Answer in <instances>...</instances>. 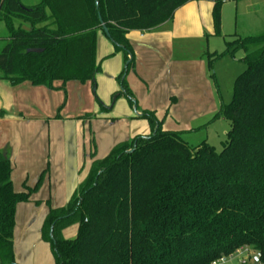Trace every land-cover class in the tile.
Returning a JSON list of instances; mask_svg holds the SVG:
<instances>
[{
    "label": "trees",
    "instance_id": "trees-1",
    "mask_svg": "<svg viewBox=\"0 0 264 264\" xmlns=\"http://www.w3.org/2000/svg\"><path fill=\"white\" fill-rule=\"evenodd\" d=\"M226 1L40 0L28 7L21 0H0L6 31L0 80L49 90L72 81L95 87L104 25L125 63L132 58L117 79L115 102L124 96L138 110L126 81L136 63L128 34L153 33L182 7L209 2L220 35ZM239 51L247 69L218 114L231 125L222 151L206 141L190 146L180 133L165 131L154 112H143L138 119L147 121L150 134L117 144L103 159L91 153L88 174L68 204L50 209L42 238L56 264H212L244 247L264 260V34L236 37L224 53L208 54V63L213 69ZM111 110L101 104L102 113ZM12 175L9 151L0 149V264H17V208L30 202L43 178L35 189L17 192ZM72 226L75 237L65 238L63 231Z\"/></svg>",
    "mask_w": 264,
    "mask_h": 264
},
{
    "label": "crops",
    "instance_id": "crops-1",
    "mask_svg": "<svg viewBox=\"0 0 264 264\" xmlns=\"http://www.w3.org/2000/svg\"><path fill=\"white\" fill-rule=\"evenodd\" d=\"M212 10L213 5L209 2H192L178 10L172 22L153 33L130 32L127 38L136 63L128 86L139 111L136 113L123 102V114L115 113L112 117L107 112L104 116L101 111L96 112L92 114L96 118L89 119V124L93 120H106L107 124L125 122L128 133L122 141L125 142L150 134L146 121L138 119L147 111L156 114L165 131L182 132L180 127L184 128L187 115H200L197 114L198 105L208 96L205 64L201 57L189 58L186 52L190 43L202 42L206 33L212 35V21L208 19ZM103 36V33L98 34V62L103 69V61L113 57L119 77L126 63L122 55L114 54V49L107 51ZM113 90H116L115 85ZM60 104V97L53 90L34 87L30 83L13 87L0 80V149L9 151L14 188L17 192H24V186L35 189L43 176L30 202L17 208L14 234L17 264H55L53 253L42 238V227L50 209L68 204L93 162L90 156L93 134H85L83 126L78 130L58 129L60 121L73 120L55 116ZM114 107L115 104L112 110ZM173 123L179 127L172 126ZM87 162L88 170L84 171ZM74 163L83 164L77 182L73 179Z\"/></svg>",
    "mask_w": 264,
    "mask_h": 264
},
{
    "label": "rangeland",
    "instance_id": "rangeland-1",
    "mask_svg": "<svg viewBox=\"0 0 264 264\" xmlns=\"http://www.w3.org/2000/svg\"><path fill=\"white\" fill-rule=\"evenodd\" d=\"M21 1L23 5L28 7L34 6L40 2V0ZM208 19L210 22L212 21V35L206 33L202 42L195 41L190 43L188 52H186L189 58H202L205 64V81L209 85L208 96L198 105L197 114L200 115L190 113L187 115L188 119H184V128L180 127L182 131L180 134L182 139L190 146L197 147L206 141L209 145L214 147L217 152H221L223 143L227 140V134L231 130V125L223 117L218 116V114L221 112L224 105H228L231 102L235 81L246 71L247 67L242 61L245 54L239 51L234 56H225L214 64L213 69H209L208 54H213L215 52L218 54L224 53L226 51V43L233 41L236 37L247 38L264 34V0L226 1L222 7L220 35H215L213 10L208 15ZM5 32L4 26L0 25V50L6 43L5 40H3ZM100 34L102 35V33ZM102 39L105 41V44L107 43L108 45L107 51L110 48L114 49V54L122 55L125 61L123 52H116L114 45L106 36H103ZM112 58L113 57H109V59L106 58L107 60L105 59L103 61V69L101 73L96 76L95 87H93L91 82L82 84L72 81L66 83L65 86L57 82L55 86L60 88V90H53V93H56L61 100V104L56 110L55 116L57 117L59 115L61 119L66 117L73 119L69 122L60 121L57 126L58 129L62 131L66 129L78 130L83 126L85 134H93L91 153L98 159L107 157L112 147L126 139L127 137H125V135L128 134L125 122H117L116 124L112 121L107 124L106 120H93L92 123L89 124L88 119H84L96 112H100L101 104L108 108H111L115 104L113 110L107 112L112 117L115 113L116 115L123 114L121 108L123 102L128 104L124 96L120 97L115 102L116 96L114 97V95L121 90V87L117 81L118 73L116 71V61ZM125 65L126 64H124L122 70L125 69ZM133 73L134 69H131L126 79L127 83L129 76ZM112 74H116V76L114 77ZM114 85L116 86V90L111 91ZM106 96H108V98H106ZM106 104H108V106ZM102 115L104 116L105 114L103 113ZM118 118L125 121V118ZM172 126L176 127L177 123H173ZM177 127H179V125ZM86 165L84 171L88 170V162ZM82 166L83 164L79 163H74L73 165L75 170L73 179L76 180V182L80 178V167ZM76 232L77 227L72 226L65 229L63 235L65 238L71 239L75 237ZM45 243L48 249L52 251L50 244L47 242ZM54 260L56 264V259L54 258Z\"/></svg>",
    "mask_w": 264,
    "mask_h": 264
},
{
    "label": "built area",
    "instance_id": "built-area-1",
    "mask_svg": "<svg viewBox=\"0 0 264 264\" xmlns=\"http://www.w3.org/2000/svg\"><path fill=\"white\" fill-rule=\"evenodd\" d=\"M212 264H264V260L261 253L244 247L230 256L215 260Z\"/></svg>",
    "mask_w": 264,
    "mask_h": 264
},
{
    "label": "water",
    "instance_id": "water-1",
    "mask_svg": "<svg viewBox=\"0 0 264 264\" xmlns=\"http://www.w3.org/2000/svg\"><path fill=\"white\" fill-rule=\"evenodd\" d=\"M100 20H102L101 17H100ZM103 31H104L106 37H107L111 42H113L112 39H111V35H110V33H109V30H108L107 27L104 26V25H103ZM131 59H132V58L130 57V60H129V61L127 62V64L125 65V68L128 67V65H129V63H130V61H131ZM134 111L137 113V107H136V105L134 106ZM154 135H155V134H154ZM131 152H133V150H132V151H129V153H131ZM52 232H53V227H52V229H51V233H50L51 238H53V236H52Z\"/></svg>",
    "mask_w": 264,
    "mask_h": 264
}]
</instances>
